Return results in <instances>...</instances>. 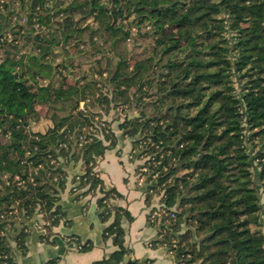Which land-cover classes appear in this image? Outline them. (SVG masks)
<instances>
[{"label": "trees", "instance_id": "obj_1", "mask_svg": "<svg viewBox=\"0 0 264 264\" xmlns=\"http://www.w3.org/2000/svg\"><path fill=\"white\" fill-rule=\"evenodd\" d=\"M13 1L0 5V216L8 218L0 219V230L9 219L28 220L36 212L49 227L57 225L63 216L58 194L68 166L78 160L82 172L76 187L87 194L98 190L103 221L111 209L115 212L104 234L117 250L93 264H153L151 259L125 260L129 250L120 221L130 217L108 207L118 194L104 189L94 171L118 137L112 132L109 146L83 135L93 111L79 110V103L94 104L97 97L82 83L84 77L67 83L76 58L67 47L81 30L67 15L53 21L56 29L43 31L50 25L45 5L55 1L53 9L62 11V0H18L16 10L9 8ZM64 11H81L82 19L102 27L94 32L98 38L107 33L113 42L129 38L119 19L133 18L128 25L136 31L143 23L149 28L152 45L146 57L132 67L122 57L112 67L106 58L103 72L108 75L100 83L112 85L113 91L126 88L119 93L125 101L131 87L139 100L156 97L151 119L125 117L119 127L130 137L140 132L147 141L145 153H168L156 168L150 164L158 173L154 183L165 188L166 213L151 248L168 247L175 264H264V0H72ZM13 14L27 21L26 27L14 31L9 25ZM103 72L97 73L100 78ZM142 84L156 86L155 96ZM100 97L107 103L106 95ZM38 104L49 114L42 116ZM89 247L83 243L79 250ZM0 264H15L1 233Z\"/></svg>", "mask_w": 264, "mask_h": 264}, {"label": "crops", "instance_id": "obj_2", "mask_svg": "<svg viewBox=\"0 0 264 264\" xmlns=\"http://www.w3.org/2000/svg\"><path fill=\"white\" fill-rule=\"evenodd\" d=\"M37 128L41 129V125ZM128 155L113 148L106 150L94 168L104 189L118 194L108 201V207L122 209L130 217L122 216L120 221L123 246L129 250L126 260L151 259L155 264H172L164 248L150 246L158 239L157 226L149 222L150 202L146 201L144 188L137 184L136 163ZM73 164L68 166L64 189L58 194L57 206L63 216L57 225L49 227V222L36 212L28 220L15 216L0 230L15 264H47L51 260L55 264H93L117 250L112 238L104 234L115 212L111 209L109 218L102 220L103 208L96 202L101 194L98 190L87 194L85 188L76 187L82 170L79 162ZM83 243L90 245L88 250H79Z\"/></svg>", "mask_w": 264, "mask_h": 264}, {"label": "rangeland", "instance_id": "obj_3", "mask_svg": "<svg viewBox=\"0 0 264 264\" xmlns=\"http://www.w3.org/2000/svg\"><path fill=\"white\" fill-rule=\"evenodd\" d=\"M3 2H0V5L3 4V8L6 6V2L8 0H2ZM6 1V2H5ZM61 1V0H59ZM70 1L72 0H62L61 5H59L60 10L63 11L66 10L69 5ZM55 1H50L48 4L45 5V8L43 11L49 12L50 19L49 23L50 25L46 28L44 26L43 31H53L56 29V26L53 25V21L57 19H61L62 16H67L71 15L73 17V28L80 29L81 31L79 32L80 34L76 38V34L72 36V42L67 47L68 51L70 50L73 54H75L74 60L72 61V69L70 70L69 78L67 80V83H71L72 79H80L84 77V82L82 83H87L89 84L92 93L94 94L95 97H97V102L94 104H91V102H80L79 103V110L83 111H93L92 116V125L89 128H83V135H88L89 139L88 141H91L92 139L96 140H106L105 145L111 146L110 142L113 141L114 137L111 136V133L113 132V135L118 137V142L112 146L109 147V149H115L116 151H121L124 154H129L130 156L129 159L135 161L136 166L134 169V175L137 180V184L141 188H145L144 194L147 196L149 199V205L151 211L157 210V207L159 205L164 204V199H165V188L164 185H157L154 183L158 173L155 171H151L150 169V164L152 162H155L154 165L152 166L153 168H156L155 166L158 165L161 162V159L168 155L167 152L157 149L159 153L153 152L151 153H145L142 151L145 148V142L141 133L136 134L133 137H130L128 135H125V130L122 128H119L120 125L123 123L125 117H127L128 120H133L135 118L142 117L143 121L146 118H152L156 113V109L158 105L154 102L155 98L152 97H147L143 98V100H139L137 95H140V93L136 90L134 87L128 88V100L125 101L122 99V95L119 93L121 91H124L126 88H120L117 90L113 91V86H104L102 83H100V79L105 78L108 74L103 72L107 68H105V59L109 58L110 62L112 64V67L115 66L114 64L117 61V57H122V59H126L128 61V64L130 67L134 64L135 61L139 59H143L146 57L148 52L150 51V45H152V39L151 37L147 36V33L149 31V28L147 23H143L139 28L138 31L135 29H132L130 25H128L129 21H132L133 18H124V19H119L117 23L122 25L125 29L129 31V38L125 41H116L113 42L107 33L103 34L101 33L100 38L99 32H102V27H97L96 23L92 22V20H84L82 19L83 14L82 12H69V11H56L55 8L53 9V4ZM9 6V3H8ZM19 7V1L14 0L12 5L10 4V7L12 10H16ZM0 8H2L0 6ZM86 11V10H83ZM56 12L60 13L56 16ZM6 13V11H4ZM26 22L24 19H19L18 17L16 18V15L13 14L11 15V19L9 21L10 27H14V31H17L19 27L23 26L26 27ZM174 28L168 27L167 31L172 33ZM96 31H99L97 33H94ZM176 30L174 29V32ZM36 32H39L37 29ZM173 32V33H174ZM99 33V34H98ZM13 37H17L16 39L22 38L20 34H17L16 32H12L11 34ZM231 34L227 33V37H229ZM21 40V39H20ZM69 51V52H70ZM70 52V53H71ZM66 61V60H65ZM59 63V62H58ZM112 69V68H111ZM103 72L102 73V78L99 77L97 73ZM27 77V76H26ZM28 82H30L27 79ZM41 84L43 82H40ZM32 85L31 83H29ZM45 83H43L44 85ZM143 88L142 90L149 91V93L153 94L155 96V89L156 86L152 87V89H147V85L142 84ZM155 85V84H154ZM100 94L106 95L108 101L106 103V100L103 97H100ZM165 94L168 95V92L166 91ZM146 95V94H145ZM101 99V100H100ZM165 103H169V100L165 98ZM164 103V104H165ZM176 103L173 105L175 106ZM91 107V108H90ZM89 108V109H88ZM37 111L42 114H49L50 110L47 108L44 104L40 105L38 104L36 106ZM173 111H170L169 114H172ZM165 115H160V120L161 121H166ZM130 129V128H129ZM109 137V138H108ZM84 137L81 136L79 138L80 141H82ZM124 141H127L128 144H124ZM135 141H139L140 144L135 145ZM2 142H5L4 139H2ZM138 142V143H139ZM61 147H64V145H61ZM80 147V143L77 145V148ZM80 163V161H76L75 163ZM256 162V161H255ZM58 163H63V160H58ZM74 163V164H75ZM254 165V164H253ZM32 169H28V172H30ZM93 172V171H92ZM255 172L258 173L256 170L255 166ZM181 173H178L177 175L179 176ZM172 177V176H171ZM169 178L167 180L168 184L173 180L172 178ZM151 178V180L149 179ZM148 179V180H147ZM142 182H139V181ZM29 183L31 181L29 180ZM18 185L20 184V181L17 182ZM31 186H34L33 184H28ZM147 188V189H146ZM151 188V189H150ZM148 190V191H146ZM149 209V213L151 212ZM4 218V220H3ZM173 218H176L173 216ZM3 221L1 223H4L7 221V216L0 218ZM46 221V220H45ZM154 225V224H153ZM156 225V224H155ZM158 225V224H157ZM182 225V224H181ZM184 225V224H183ZM184 227V226H183ZM186 230L184 229L185 232ZM172 240V247H174L177 244V239ZM171 247V246H170ZM171 247V248H172ZM166 255L168 256V259L171 260L172 264L174 263V252L170 251L168 247L163 246ZM126 260V258H125ZM126 262V261H125ZM155 264V262L153 263Z\"/></svg>", "mask_w": 264, "mask_h": 264}, {"label": "built area", "instance_id": "obj_4", "mask_svg": "<svg viewBox=\"0 0 264 264\" xmlns=\"http://www.w3.org/2000/svg\"><path fill=\"white\" fill-rule=\"evenodd\" d=\"M139 182H142L141 180L139 181ZM172 213H174V211H172ZM162 216H166V213H165V208H164V205L162 204V205H159L158 207H157V210H153V211H151L150 213H149V222L151 223V224H159L160 223V221H161V217ZM173 214H170V218H173ZM36 227L37 228H40L41 226L40 225H36Z\"/></svg>", "mask_w": 264, "mask_h": 264}]
</instances>
